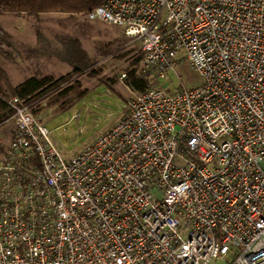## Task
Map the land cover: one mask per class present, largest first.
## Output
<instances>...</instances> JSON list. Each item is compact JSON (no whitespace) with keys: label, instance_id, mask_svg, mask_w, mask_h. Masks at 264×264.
<instances>
[{"label":"built area","instance_id":"obj_1","mask_svg":"<svg viewBox=\"0 0 264 264\" xmlns=\"http://www.w3.org/2000/svg\"><path fill=\"white\" fill-rule=\"evenodd\" d=\"M87 17L122 27L157 80L70 158L9 100L0 264H264V0H105ZM181 53L200 86L159 83Z\"/></svg>","mask_w":264,"mask_h":264},{"label":"rangeland","instance_id":"obj_2","mask_svg":"<svg viewBox=\"0 0 264 264\" xmlns=\"http://www.w3.org/2000/svg\"><path fill=\"white\" fill-rule=\"evenodd\" d=\"M0 30L6 34L0 39V82L5 88L34 74L56 78L71 74L87 89L71 107L58 109L44 104L35 114L63 157H72L127 112L136 91L121 81L130 62L117 55L139 49V43L122 27L90 20L83 14L5 12L0 13ZM182 56L177 58L175 71L159 80L161 85L192 89L202 84L200 74ZM210 264L225 262L214 259Z\"/></svg>","mask_w":264,"mask_h":264},{"label":"trees","instance_id":"obj_3","mask_svg":"<svg viewBox=\"0 0 264 264\" xmlns=\"http://www.w3.org/2000/svg\"><path fill=\"white\" fill-rule=\"evenodd\" d=\"M105 0H0V13H27L39 16L42 13L62 12L70 15L83 14L102 4ZM0 30V39L5 38ZM126 40H123L125 42ZM1 43V42H0ZM120 51H117L118 53ZM113 53V52H112ZM126 58L130 66L126 69L124 82L133 91L144 92L157 79L139 68L143 54L139 49H128L117 55ZM80 73V68H75ZM87 93L82 88L79 80H74L71 74L54 77L51 74L33 75L25 78L15 86L5 88L0 82V123L8 120L12 115L9 100L13 96L23 99L31 111L37 115L45 104H51L55 108L64 109L71 107L78 99Z\"/></svg>","mask_w":264,"mask_h":264},{"label":"crops","instance_id":"obj_4","mask_svg":"<svg viewBox=\"0 0 264 264\" xmlns=\"http://www.w3.org/2000/svg\"><path fill=\"white\" fill-rule=\"evenodd\" d=\"M35 75V74H34ZM31 76H33V75H31Z\"/></svg>","mask_w":264,"mask_h":264}]
</instances>
